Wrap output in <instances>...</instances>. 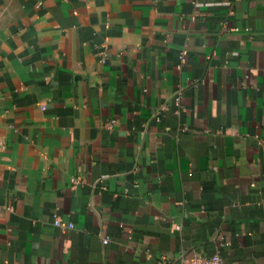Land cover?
<instances>
[{"label":"crops","instance_id":"0c3cea01","mask_svg":"<svg viewBox=\"0 0 264 264\" xmlns=\"http://www.w3.org/2000/svg\"><path fill=\"white\" fill-rule=\"evenodd\" d=\"M217 254L264 264V0H0V264Z\"/></svg>","mask_w":264,"mask_h":264},{"label":"built area","instance_id":"2783aa9c","mask_svg":"<svg viewBox=\"0 0 264 264\" xmlns=\"http://www.w3.org/2000/svg\"><path fill=\"white\" fill-rule=\"evenodd\" d=\"M185 54L186 52H183L181 58H183ZM180 97H181V92L179 93L178 100H180ZM54 223L56 226H59L62 229L74 227L73 223L63 222L59 220L58 218H56V216H55ZM108 242H109V239L105 238L104 243L106 244ZM159 264H167L166 258L165 257L161 258L159 260ZM179 264H225V262H224L223 257L217 254L214 256H203V255H195L192 257L181 256L179 258Z\"/></svg>","mask_w":264,"mask_h":264}]
</instances>
